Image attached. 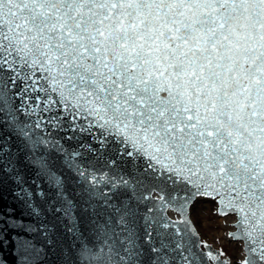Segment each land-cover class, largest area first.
I'll use <instances>...</instances> for the list:
<instances>
[{
  "label": "snow or ice",
  "instance_id": "snow-or-ice-1",
  "mask_svg": "<svg viewBox=\"0 0 264 264\" xmlns=\"http://www.w3.org/2000/svg\"><path fill=\"white\" fill-rule=\"evenodd\" d=\"M0 264H264V0H0Z\"/></svg>",
  "mask_w": 264,
  "mask_h": 264
},
{
  "label": "rangeland",
  "instance_id": "rangeland-1",
  "mask_svg": "<svg viewBox=\"0 0 264 264\" xmlns=\"http://www.w3.org/2000/svg\"><path fill=\"white\" fill-rule=\"evenodd\" d=\"M206 238H209L210 240L213 241L218 239L217 246H222L225 249V251L229 252L230 255L234 256L236 248L231 244V242L224 239L222 234H215V236L209 234V236Z\"/></svg>",
  "mask_w": 264,
  "mask_h": 264
},
{
  "label": "water",
  "instance_id": "water-1",
  "mask_svg": "<svg viewBox=\"0 0 264 264\" xmlns=\"http://www.w3.org/2000/svg\"><path fill=\"white\" fill-rule=\"evenodd\" d=\"M9 202L11 203V197H9Z\"/></svg>",
  "mask_w": 264,
  "mask_h": 264
},
{
  "label": "bare ground",
  "instance_id": "bare-ground-1",
  "mask_svg": "<svg viewBox=\"0 0 264 264\" xmlns=\"http://www.w3.org/2000/svg\"><path fill=\"white\" fill-rule=\"evenodd\" d=\"M216 234H222V232H218V233H216Z\"/></svg>",
  "mask_w": 264,
  "mask_h": 264
}]
</instances>
